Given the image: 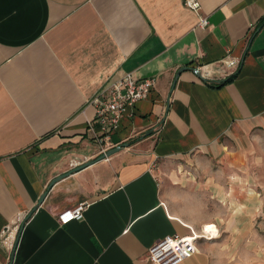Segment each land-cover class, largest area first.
<instances>
[{
	"label": "crops",
	"instance_id": "crops-1",
	"mask_svg": "<svg viewBox=\"0 0 264 264\" xmlns=\"http://www.w3.org/2000/svg\"><path fill=\"white\" fill-rule=\"evenodd\" d=\"M198 1L206 27L183 0H0V264H150L193 232L178 264H264V202L234 169L264 131V0ZM126 73L155 86L110 135L120 149L49 186L102 154L92 99Z\"/></svg>",
	"mask_w": 264,
	"mask_h": 264
},
{
	"label": "built area",
	"instance_id": "built-area-1",
	"mask_svg": "<svg viewBox=\"0 0 264 264\" xmlns=\"http://www.w3.org/2000/svg\"><path fill=\"white\" fill-rule=\"evenodd\" d=\"M183 5L187 9L198 14V26H208L205 16L200 14V4L198 0H183ZM225 67L226 75H232L234 68H237L238 61L235 59H225L220 61ZM209 68L206 66H195L194 71L199 72L205 80L208 76ZM155 86V77H135L132 73H126L117 81L110 83L105 89L94 95L92 104L94 105V121L98 124V129L94 134L96 141L101 145L102 153L110 147V135L117 130L120 120L126 108H132L140 100L147 98L151 89ZM84 160H73L71 166H77ZM156 162L153 161L151 169L155 170ZM87 203L82 201L80 204L60 211L56 219L60 224H67L71 220H80ZM205 233V232H204ZM208 236H213L212 231L206 232ZM204 234L191 233L190 235L180 236L171 234L158 239L148 249L146 259L150 264H178L186 258L191 257L196 251V240Z\"/></svg>",
	"mask_w": 264,
	"mask_h": 264
},
{
	"label": "rangeland",
	"instance_id": "rangeland-1",
	"mask_svg": "<svg viewBox=\"0 0 264 264\" xmlns=\"http://www.w3.org/2000/svg\"><path fill=\"white\" fill-rule=\"evenodd\" d=\"M254 141V144L250 148V150L246 151L248 158L247 160L242 162L241 166L234 168L238 175H240V178L236 181L242 182L243 189L246 191H249L253 193L252 189L255 192L259 193L260 198L262 199V202H264V131L261 133H256L255 137L252 138ZM194 163L192 159L183 158V159H170L166 164H161L160 166H157L155 169L156 172L162 173L164 176L168 174V169H178L184 168V167H190ZM162 165L164 167H162ZM186 167V168H187ZM161 168V169H160ZM179 169L178 171H180ZM185 171V168L181 170V174ZM211 226L209 230L205 229L207 231H212L213 233H216V229L213 225Z\"/></svg>",
	"mask_w": 264,
	"mask_h": 264
},
{
	"label": "water",
	"instance_id": "water-1",
	"mask_svg": "<svg viewBox=\"0 0 264 264\" xmlns=\"http://www.w3.org/2000/svg\"><path fill=\"white\" fill-rule=\"evenodd\" d=\"M119 149H120V147L109 149V151H106L105 153H102L101 155H99V156H97L96 158H94V160H89V161L83 162V163H81L79 166L74 167V169H70V170L66 171L64 174H60V175L54 177V178L51 180L49 186H51V184H53L55 181H57V180H59V179H62V178H64V177H66V175H68L69 173H71V172H73V171L80 170V168L85 167V166H87V165H89V164H92V163H94L96 160L104 159L105 157H108L110 154H112V153L118 151Z\"/></svg>",
	"mask_w": 264,
	"mask_h": 264
},
{
	"label": "bare ground",
	"instance_id": "bare-ground-1",
	"mask_svg": "<svg viewBox=\"0 0 264 264\" xmlns=\"http://www.w3.org/2000/svg\"><path fill=\"white\" fill-rule=\"evenodd\" d=\"M209 228H210V226H207V227H206V229H208V230H209Z\"/></svg>",
	"mask_w": 264,
	"mask_h": 264
},
{
	"label": "trees",
	"instance_id": "trees-1",
	"mask_svg": "<svg viewBox=\"0 0 264 264\" xmlns=\"http://www.w3.org/2000/svg\"><path fill=\"white\" fill-rule=\"evenodd\" d=\"M231 78V77H230ZM230 78H227L226 81L230 80Z\"/></svg>",
	"mask_w": 264,
	"mask_h": 264
}]
</instances>
